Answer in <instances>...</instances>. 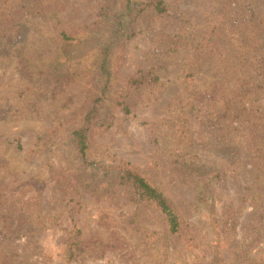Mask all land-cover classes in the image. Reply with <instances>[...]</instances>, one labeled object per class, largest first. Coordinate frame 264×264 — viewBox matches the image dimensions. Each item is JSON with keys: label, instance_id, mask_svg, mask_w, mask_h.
I'll return each instance as SVG.
<instances>
[{"label": "rangeland", "instance_id": "rangeland-1", "mask_svg": "<svg viewBox=\"0 0 264 264\" xmlns=\"http://www.w3.org/2000/svg\"><path fill=\"white\" fill-rule=\"evenodd\" d=\"M164 1L171 13L156 20L141 16L135 35L110 56L112 90L124 96L129 113L118 107L109 123L88 133L92 157L129 163L173 201L183 232L153 246L147 235L164 226L146 207L124 195L75 192L53 179L74 181L78 174L66 140L98 94L97 54L108 30L98 18L104 0H0V219L20 225L18 239L2 241L0 234V264H264V177L260 184L248 162L230 167L201 148L198 160L217 174L208 184L210 199L196 204L193 189L172 177L182 154L175 151L181 110L191 138L204 142V120L223 111L222 100L209 97L214 81L234 56L216 46L207 60H196L169 45L168 35L182 25L208 23L210 2ZM246 3L235 6L229 31L247 44L253 36L264 61V0ZM60 31L73 33L74 41L63 44ZM220 43L234 49L229 41ZM139 70L151 72L158 84L129 92L123 81ZM247 137L241 130L233 139L246 143ZM73 229L79 230L81 252L68 261ZM245 240L250 263L240 254Z\"/></svg>", "mask_w": 264, "mask_h": 264}, {"label": "trees", "instance_id": "trees-1", "mask_svg": "<svg viewBox=\"0 0 264 264\" xmlns=\"http://www.w3.org/2000/svg\"><path fill=\"white\" fill-rule=\"evenodd\" d=\"M242 1L247 2V0ZM209 2L207 24L182 25L175 35H168L173 38L169 45H174L175 49L183 47L191 53L192 56L189 57L192 59L207 60L216 46L221 49V52L225 51L227 55L234 56L231 58V63L223 68V73L216 76L214 81L213 92L209 97L220 98L223 111L210 113L204 120L206 140L202 143L193 140L186 127L188 123L186 113L181 110L178 116L181 119L182 128L176 140L175 151L182 154L177 155L179 161L174 168H171V174L173 179L193 189L196 204L210 199L208 184L217 177V174H213V170L206 167L203 160H198L196 153L199 148L207 154L211 153L224 158L230 167L242 165L244 161L248 162L255 170V178L260 184L264 177V110L261 111L264 109V96L260 99L255 98L260 93L264 95V61L262 56H259L261 51L257 50L258 44L253 40V36L249 38V44H247L245 37L239 36L234 32L235 30L229 31V28L235 24V6L240 3V0H209ZM244 7L247 8V22L251 23L253 13L247 3ZM171 9L164 0H104L99 9L98 18L101 22L108 24V30L97 54L95 80L99 84L98 94L89 103L80 125L66 140V145L74 155L75 169L78 174L75 175L74 181H68L53 174L57 184L69 187L75 192L79 187L95 196L124 195L134 204L146 207L151 214L162 221L164 226L160 234L147 235L153 246H156L155 244L160 240L164 241L183 232L184 224L176 212L173 201L166 197L138 168L129 163L120 161L113 165L92 157L88 133L101 121L109 123L113 111L118 107H121L120 110L123 113H129L128 106L123 102L124 96L112 90L114 86V75L110 70L112 51L135 35L136 22L141 16L149 14L151 20H156L170 14ZM226 31L227 39L223 35ZM59 37L63 44L75 39L73 33L66 31H60ZM220 41H229L234 49L230 52L222 49ZM239 56H242L241 59H238ZM157 81L158 78L151 72L139 70L123 82L126 85L125 88L131 92L141 89L144 85H157ZM230 84L232 87L227 90ZM224 90L227 91L223 92ZM256 101L260 105L254 106L253 103ZM245 124L247 126L242 129V125ZM241 130L248 135L246 143L233 139ZM211 214L214 218L212 211ZM19 222L20 220L16 221L17 224ZM13 225L12 218L0 219L2 241L10 238L18 239L16 233L20 225L17 227ZM78 237L77 229L69 233L65 253L68 261H73L81 252ZM186 238L189 239L188 236ZM224 243L230 248L231 242L227 238ZM243 245L240 254L243 255L244 261L250 263L248 240H245Z\"/></svg>", "mask_w": 264, "mask_h": 264}]
</instances>
